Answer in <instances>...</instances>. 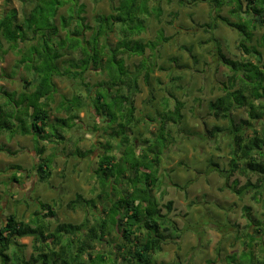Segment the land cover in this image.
Listing matches in <instances>:
<instances>
[{
  "label": "trees",
  "instance_id": "16d2710c",
  "mask_svg": "<svg viewBox=\"0 0 264 264\" xmlns=\"http://www.w3.org/2000/svg\"><path fill=\"white\" fill-rule=\"evenodd\" d=\"M110 2L112 12L96 15L93 25L83 16V0H35L23 18L15 8H8L0 17V56L16 52V69L27 75L21 94L0 90V135H33L37 144L65 140L60 128H72L87 107L104 121L93 129L102 127L101 138L105 139L95 143L100 155L93 178L98 179L100 191L95 199L77 194L67 204L69 209L85 212L81 223L54 226L55 202H42L29 221L16 214L4 215L0 204V264H153L167 242L179 239L175 221L162 214L154 192L165 151L178 142L171 127L181 125L184 102L166 91L161 109L145 117L156 126L152 136L138 144L127 134L142 120L136 115L134 100L139 82L150 87L152 75L166 70L156 57L159 45L168 38L160 33L157 41L143 39L146 21H160L162 0ZM202 2L212 9L213 27L223 23L238 33V50L243 54L241 61L229 59L216 45V58L230 74L222 95L208 103V117L227 121V126L209 128L205 123L203 134L205 141L227 142L228 148L227 167L210 160L206 175L217 173L225 189L241 200L248 196L253 203L244 207L245 228L236 231L240 251L228 255L226 263L264 264V0H186L182 4ZM225 7L230 17L221 15ZM64 8L66 14L61 15ZM256 32L261 33L259 38H255ZM73 53H79L77 62L84 70L61 72L58 60ZM133 56L144 58L132 70L125 57ZM92 67L106 79L95 84L94 96H88L91 105L84 104L81 96L64 100L65 116L52 123L49 100L57 91L54 78L84 80ZM242 108L246 117L236 120L234 113ZM38 150V178L49 180L53 162L44 156V148ZM0 151L8 150L1 146ZM91 152L78 150L76 156L86 158ZM240 177L245 178L242 184ZM2 199L0 196L1 203ZM167 207L170 212L172 202ZM24 238H32L30 258L25 253L27 246L20 243Z\"/></svg>",
  "mask_w": 264,
  "mask_h": 264
},
{
  "label": "rangeland",
  "instance_id": "374dc122",
  "mask_svg": "<svg viewBox=\"0 0 264 264\" xmlns=\"http://www.w3.org/2000/svg\"><path fill=\"white\" fill-rule=\"evenodd\" d=\"M113 1L117 4L119 2ZM182 1L186 0H162L163 14L160 21L155 18L146 21L144 40L157 41L160 33L168 38L167 42L159 45L156 57L158 65L166 70H157L152 75L150 87L143 84L142 80L139 82L140 90L134 100L136 115L142 120L133 130H127V134L138 144L152 136L156 126H151L145 117L154 116L161 109L166 91L184 102L181 125L177 128L171 127L173 138L178 142L165 151L154 192L162 214L175 221L179 239L167 242L153 264H227L226 257L240 251L236 231L245 228L244 207L253 203L248 196L241 200L225 189L224 180L217 173L206 175L210 160L219 163L221 167H227L228 148L227 142L218 144L205 141L203 134L205 123L209 128L215 124L227 126V121L208 117V103L222 95L223 83H227L230 74L229 69L216 58L217 46L221 47V52L229 59L241 61L243 54L238 50L239 35L234 29L223 23H217L213 27L212 9L207 3L188 5L182 4ZM34 2L35 0H0V17L8 8H15L19 17L23 18L30 13ZM83 2V16L91 25L94 24L96 15L112 12L110 0ZM66 9H62L60 14H66ZM221 15L230 17L227 7L222 9ZM56 21L60 24L59 17ZM64 34L61 31L62 37ZM260 35L261 33L256 32L255 38ZM146 52L150 55L149 50ZM79 58V53L64 55L58 60L57 66L61 72H73L79 67L82 71L84 68L77 62ZM143 58L133 56L125 57V60L127 66L133 70ZM17 59L14 51L0 56V90L19 95L24 90L23 79L27 75L25 71L16 69ZM98 72L92 67L85 74L84 80L65 76L54 78L57 91L49 100L52 123L65 116L66 112L62 108L64 100L81 96L84 104L90 102L87 98L89 95L94 96L95 84L106 79L104 73L99 75ZM10 75L11 78L8 77ZM171 77L177 79L169 83ZM83 83H87L89 87L81 85ZM89 109L86 107L80 111L76 124L70 125L72 128H60L65 140L42 143L46 155H49L50 160L53 159L49 180L38 178L34 171L38 160L34 163L36 141L33 135H17L13 138L8 134L0 135V147L17 151V157L12 159H16L18 164H24L30 175L29 185L22 184L23 179L17 171L11 172L12 177L10 174L0 176V196L3 199L5 195L10 196V193L17 196L16 199H4L0 202L5 215L16 214L18 219L29 221L32 212L41 209L42 202H55L57 217L53 222L54 226L66 222L81 223L84 220L83 210L69 209L67 204L77 194L86 199H95L100 191L98 179L93 178L95 170L99 168L100 155L95 143L105 142V139L101 138L102 127L100 131L93 127L102 125L104 121L90 113ZM71 113L76 114V109ZM234 117L236 120L245 118L246 110L237 109ZM78 150L92 152L86 158L77 157ZM114 153L119 155L118 150ZM6 156L10 157L7 154ZM8 165L5 159H0L2 170H7ZM239 179L241 184L245 182L244 177ZM15 180L22 185L20 188L9 183ZM169 202H172L170 212L167 207ZM90 219L93 220L92 217ZM20 243L27 246L25 253L30 258L33 252L32 238H24Z\"/></svg>",
  "mask_w": 264,
  "mask_h": 264
},
{
  "label": "crops",
  "instance_id": "0c3cea01",
  "mask_svg": "<svg viewBox=\"0 0 264 264\" xmlns=\"http://www.w3.org/2000/svg\"><path fill=\"white\" fill-rule=\"evenodd\" d=\"M44 142H47V141H44ZM43 142H40L39 144H37L36 143V145H35V149H34V152H35V157H34V163H35V160H36V162H37V160L39 159V156H38V154H39V150H38V148H44V144H42ZM8 151H10V149H8V148H6ZM45 149V148H44ZM8 151H6V152H1L0 151V159L2 158V159H5V161H7L8 163H9V167H8V169L6 170V169H1L0 168V173H4L3 175H0V176H7L8 174H10V177H12L11 176V172L12 171H14V167H16V166H18V167H20V169L18 168L16 171L18 172V174H20L19 176L20 177H22V181H23V185L25 184V185H29V179H30V175H29V172L25 169V166H24V164H18V162L16 161V159H12V157H14V158H16L17 157V154H18V152L17 151H10V153H8ZM29 151V150H28ZM28 151H26V152H28ZM29 153V152H28ZM6 154L7 155H9L10 157H8L7 158V156H6ZM44 156L45 157H47V158H49L50 159V157H49V155H46V150H45V153H44ZM52 159V158H51ZM53 160V159H52ZM37 167V164L34 166V171L36 172V174H37V169H35ZM23 173H25V175H23ZM1 180H3V178H1ZM9 183H11V186H14V185H16V187H18V188H20L22 185L17 181V182H15V181H10ZM4 184V183H3ZM17 188V189H18ZM11 195L10 196H7V195H5L4 196V199H8V200H11V198L12 199H16L17 198V196H16V194L15 193H10ZM7 196V197H6ZM4 199H2V200H4ZM47 203V202H46ZM50 204V203H49ZM4 213V212H3ZM5 215V214H4Z\"/></svg>",
  "mask_w": 264,
  "mask_h": 264
}]
</instances>
